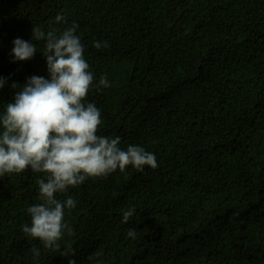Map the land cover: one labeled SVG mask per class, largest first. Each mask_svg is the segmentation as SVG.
Listing matches in <instances>:
<instances>
[{
    "label": "trees",
    "instance_id": "16d2710c",
    "mask_svg": "<svg viewBox=\"0 0 264 264\" xmlns=\"http://www.w3.org/2000/svg\"><path fill=\"white\" fill-rule=\"evenodd\" d=\"M73 24L98 135L158 167L57 194L76 207L56 251L22 230L43 174L0 177V264H264V0H0V114L31 77L50 78L33 27ZM17 38L37 46L33 58L15 59Z\"/></svg>",
    "mask_w": 264,
    "mask_h": 264
},
{
    "label": "clouds",
    "instance_id": "9594fccd",
    "mask_svg": "<svg viewBox=\"0 0 264 264\" xmlns=\"http://www.w3.org/2000/svg\"><path fill=\"white\" fill-rule=\"evenodd\" d=\"M62 21L66 23V18L58 14L55 22ZM77 28L73 24L60 33L56 28L45 32L33 27V40L44 42L42 53L50 78L31 77L0 114V177L18 175L29 168L43 174L45 178L37 181L40 202L27 209L30 226L24 225L22 230L53 251L60 250L58 241L65 230L71 231L64 220L65 209L76 207L71 196L61 201L57 194L117 169L123 173L129 166L141 172L145 166L158 167L151 152L132 145L122 150L120 137L98 135L101 112L94 104L85 103L94 75L85 59L84 46L75 35ZM13 43L12 52L18 61L30 60L37 52L35 44L19 38ZM105 46L94 44L97 49ZM3 86L0 79V88ZM96 87H110L107 77H101ZM134 213L135 208L125 210L122 223H127ZM127 235L135 237V228L129 229ZM34 254L38 256L39 250Z\"/></svg>",
    "mask_w": 264,
    "mask_h": 264
}]
</instances>
